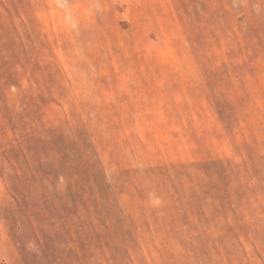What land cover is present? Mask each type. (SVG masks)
I'll use <instances>...</instances> for the list:
<instances>
[{"label":"rangeland","instance_id":"obj_1","mask_svg":"<svg viewBox=\"0 0 264 264\" xmlns=\"http://www.w3.org/2000/svg\"><path fill=\"white\" fill-rule=\"evenodd\" d=\"M0 264H264V0H0Z\"/></svg>","mask_w":264,"mask_h":264}]
</instances>
